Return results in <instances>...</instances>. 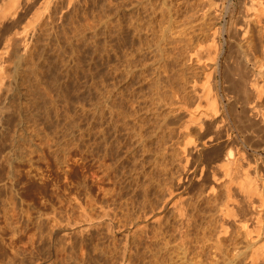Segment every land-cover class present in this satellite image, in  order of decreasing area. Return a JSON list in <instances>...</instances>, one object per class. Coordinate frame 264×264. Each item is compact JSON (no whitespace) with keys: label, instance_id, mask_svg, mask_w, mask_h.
Returning a JSON list of instances; mask_svg holds the SVG:
<instances>
[{"label":"rangeland","instance_id":"obj_1","mask_svg":"<svg viewBox=\"0 0 264 264\" xmlns=\"http://www.w3.org/2000/svg\"><path fill=\"white\" fill-rule=\"evenodd\" d=\"M53 1L62 4L53 23L43 19L29 35L26 56L36 65V77L27 81L18 60L3 68L10 78L0 102V264H213L218 258L230 264L235 251L246 253V241L231 220L233 242L225 237L221 254L210 247L218 224L215 209L225 201L221 187L215 201L206 194L205 176L211 169L221 175L216 160L232 149L223 141L228 133L243 156L237 175L249 172L264 184L263 120L254 118L258 126L251 129L233 106L219 124L223 130L205 125L201 132L192 124L186 132L182 127L190 111L207 112L205 102L199 109L197 101L208 85L217 88L224 105L237 92L238 56L227 29L241 18H253L245 8L250 0H152L154 8L147 5L139 17L135 10L130 13L129 0ZM22 17L20 29L32 23L31 12ZM250 21L254 31L249 35L256 37L259 27ZM215 25L217 46L211 42ZM254 57L249 69L263 71L258 77L263 96L256 105L264 111L260 46ZM200 134L216 135L214 152L215 146L201 153L188 146L184 155V143L199 144ZM181 175L189 176L185 188ZM169 188L184 198L188 210L200 208L198 215L193 210L192 220L201 228L193 225L183 244L171 226V211L165 231L149 216V207ZM88 219L96 222L88 225ZM135 219L146 221V229L131 223ZM252 219L249 228L256 225ZM262 220L264 225V214ZM198 238L210 244L209 252Z\"/></svg>","mask_w":264,"mask_h":264},{"label":"bare ground","instance_id":"obj_2","mask_svg":"<svg viewBox=\"0 0 264 264\" xmlns=\"http://www.w3.org/2000/svg\"><path fill=\"white\" fill-rule=\"evenodd\" d=\"M156 2H157V0H156ZM154 3L155 2H153L152 0H129V5L131 8V10L129 9V11L131 13L132 10H135L138 13V14L136 13L137 17H139V13L141 10L142 11L145 10L146 6L150 5V4H151L150 6H152L154 8V6L156 5V4L154 5ZM61 5H62L61 3L59 5L55 4L53 0H0V102L2 99L1 94H2V90L4 88V85L6 82H8V80L10 78L4 72L3 68L6 66L5 64H7V66H8V65H11L14 62H16V60H18L17 61L18 65H19V67L22 68V71H23L22 73H24L23 77L27 81L30 82V78L33 77L34 75L36 77V71H35L36 65L34 62H31L30 60H28L27 56H26V52L30 48V42H29L30 41L29 35H31L30 31L33 32L34 27H35V23L41 22V21H43V19H47L48 24H52L54 21L53 16L58 12V10L62 9ZM164 5L166 6L167 3H165ZM243 5H244V3H243ZM249 5H250L249 8H248V6H245V5L244 6H245V8L247 7L246 10H248V11L252 10L253 11V18H250V19L254 20V22L258 25V27H259L258 35H256V37L249 35L250 33H253L251 31H254L253 30L254 28L252 25L253 22H251L250 19H248V17L246 18L245 16H244L245 18H241L242 23L234 24V25L232 24L227 29L229 40H230V42L233 41V43H235L234 48H236V51H237L236 54L238 56V68L240 70V74H237V77H238L237 79L234 78V79H236V81H235L236 86L235 85L234 86H235V90L237 92L234 94H232L233 93L232 92L231 98L228 96H225V97H228L230 99H226V100H228V103L226 105H224L225 103L223 104L222 100L218 97V93H217L218 90L215 86L212 87L213 85L210 86L211 85L210 84L204 90L202 89L203 92L200 93L202 95L200 97L198 96V98L200 99L201 97H203V99L201 98V100H199L197 98L198 99L197 108L199 107V109H201V105L203 104L201 102L204 101L205 106H206L205 109L207 110V112H199L198 110L190 111L189 115L187 117L188 119L186 118L187 122L185 121L186 124L184 125V127H182V128H184V130L186 132L188 131L190 125H192V124H196L197 129L199 127V129L200 130L203 129V131H204V128H206L205 125H207V127H208V125H210L211 126V127H209L210 129H212V127L214 126L215 128H217L216 131L222 129L223 127L219 128L222 126L220 123L223 124V122L225 121L224 119H226L225 117L228 114L229 108H231L233 106L234 107L237 106L240 108L241 113H242V115H240V117L242 118L244 116V119L248 121L247 122L248 124H250V126L249 125L248 126L251 129L253 128L252 127L253 125L255 127L258 126V123L256 122V119H254V118L260 117L264 122V111L262 110V108L260 109V108H258V105H256V102H259L262 99L261 96H263V94H262L263 91L261 89L262 87L260 88V86L258 85V77H259L260 73H262L263 71L258 70L259 73H254L250 70L251 68L249 69L250 61L254 60V58H255L254 53L256 52L257 46H260L263 57H264V8H263L264 4H261L260 1L258 2L257 0H250ZM152 7H150V9ZM245 8L243 7L244 10H245ZM135 11L132 13H135ZM142 11L140 13L141 15H142ZM26 12L27 13L31 12L32 23L30 24V26L22 27L20 29L19 23L22 21V18H23L22 13L26 15L27 14ZM126 12H128V11L126 10ZM217 33H218V28L215 25L212 29L211 42L213 45L217 44V42H216V34ZM215 49H216V47H215ZM215 52H216V50H215ZM215 52H214V54H215ZM225 64H226V61H225ZM225 67H227V66L225 65ZM260 69H262V68H260ZM208 78H210V76ZM207 81H209V80L207 79ZM211 83H212V80H211ZM206 85H207V83H206ZM229 92H227V93H229ZM225 97H223V98H225ZM188 104H186V105H188ZM188 108H189V106H188ZM178 109H180V108H178ZM235 109H236V107H235ZM185 112H186V110H185ZM231 114H233V113H231ZM243 122L244 121L242 119V123ZM247 123L246 124L244 123L245 128L247 126ZM183 124H184V122H183ZM203 126H205V127H203ZM248 126H247V130H248ZM245 128H244V130H245L244 132H246ZM255 129H258V128H255ZM181 131H183V129ZM252 131L255 132L254 130H252ZM186 132H185V134H186ZM201 132H202V130H201ZM227 132H228V130H227ZM250 132H251V130H250ZM253 132H251V133H253ZM214 133H215V131H214ZM247 133H249V132H247ZM219 134H222V133H219ZM188 135H190V134L188 133ZM200 135L202 136L201 137V139H202L204 136H203V134H200ZM211 135H209V136H211ZM215 136H213L212 138L210 137V138L206 139L208 137V135H207L206 138L204 137L205 140H203L204 139L203 138L202 141L199 138L200 140H198V141L199 142L201 141L199 144H193L192 141H190L188 139L189 141L185 142L183 147H182V153L184 155L186 154V150H187L188 146L193 147L192 151L195 150L196 152H200V150H203V151L205 150V152H206V150L209 149L208 150V152H209L210 148L212 146H215V145H213V144H215V141L217 140V139H213ZM217 136H218V133H217ZM246 136H247V134H246ZM225 137L223 136V138H225V140L223 139V141L227 145H229L231 143V147H230V145H229V147L232 148L233 150L232 149L228 150L229 148L227 146H225V148L227 147V151L225 152V154H223V156L219 155V156H221V158H217L218 160H216L217 163L218 162L220 163L219 168L221 171L220 172L221 175L220 176L217 175L216 169H215V172H212V169H211V171L207 172V174H209V175L206 174L207 177L205 176V178H207L205 180L206 181L208 180V184H207L208 187H207V189L205 188L207 190L206 194L208 196L211 195L215 201L218 199L217 198L218 195L220 197V194H219L220 192L218 193V190H219L218 188L221 187L223 190V193H224L223 195H224V201H225V203L222 205V207H220L218 209L214 208L215 211L217 210L216 213L218 212V217H217L218 220L215 221V223L216 222L218 223V224L216 223L218 226L216 224H214L213 220H212V223L210 222L211 224L216 225V229H217V231H215L216 236L214 234L215 240L213 238L214 242L211 240L212 236H211V232L209 231L211 237L210 236H208V237L211 238L210 240L212 241V244L214 243L213 246L211 245L210 247L214 248L212 250L213 251L215 250V252L217 251L219 254H221L224 251L221 249L224 246V245H222V242L224 241V239L228 238V236H229L228 235L229 227H227V224H229L228 220H231L230 222L234 223L236 225L235 227L239 229L241 237L243 236L242 238L245 239L246 247H245V245H244V247L247 249V252L245 253V251H243L244 254H240L239 252L235 251L233 254V257H235V258L234 259L231 258V260L229 259V260H227V262L230 264H232V262H233V264H236V263L238 264L239 261L235 260V259L236 258L240 259L242 257L241 264H258L259 263L258 260H262L261 262H263L262 264H264V239H262V241L259 240L261 235L264 237V225H262V222H261V220L263 219V214H264V213L262 214V211H264V184L260 183L259 180H257L255 177H253L251 175V173H249V172H245L240 176L237 175V169H239V167L241 166V160H242L243 156H242V153L236 149L237 147L235 148L236 149L235 150L234 149L235 146H232V144H234V143H232L233 140H231L232 137L230 138L228 133H227V136L225 134ZM221 138H220V141H221ZM234 141H236V140L234 139ZM216 142H218V141H216ZM222 142H221V144H222ZM236 143L234 145H236ZM216 146L214 148L212 147L213 149H211V151L213 150V152H214V149L216 148ZM223 146H222V148H223ZM217 148H221V147H217ZM238 149H240V148H238ZM190 150H191V148H190ZM203 151H202V153H203ZM243 152H244V150H243ZM213 156H214V154H212V157ZM186 157L188 158V156H186ZM216 157H218V156H216ZM216 157H214V158H216ZM185 160H186L185 165L186 164L188 165L187 161L189 162V160H187V159H185ZM213 162H215V161H213ZM209 168H211V167H209ZM209 168H208V170H209ZM206 169H207V167H206ZM217 170H219V169H217ZM186 175L184 177L181 175L182 177L180 176L178 179V181H180V182L182 181L181 183L179 182V184L184 186V188L187 185L185 183L189 182L188 181L189 176L187 177ZM169 189L166 190L167 195H164L165 197H162V199L160 198L161 200L159 199L158 200L159 202L157 201L158 203L155 202V204H154L155 207H153V206H152L153 208L149 207L152 210H150V214H149V212H148V214L152 218L151 221H153V223L155 222V224H157V226H160L161 228L159 227V229L165 231V229H167V221H169V220H166V218L169 217V216H167L166 213L171 211L170 213L172 215L170 217H172L173 219H171V220L174 221V222H172L171 226L174 228V230L177 233L178 241L181 244H183L185 242V240H187L186 237H187L188 233L191 231L190 229L193 228V225L195 226L196 229L201 228L200 225H199V227H197L198 225L197 226L195 225V222H197V221L194 222L192 220L193 219L192 218L193 210L196 211V215H198L197 211H199L200 208L199 209H197V208H198V205H200V204L199 203H198V205L194 204V205H197L196 206L197 210H195L194 206H193L194 208L189 207L190 209L188 210V204H183V202H182V201H184V200H182L183 197H179L180 194L178 195L176 193L177 191L175 192V189H174V191L171 189L169 190ZM208 196H207V199L209 198ZM212 198H210V199H212ZM201 204H202V202H201ZM151 205H153V203ZM185 206H187V209ZM104 215H106V214L104 213ZM261 215H262V217H261ZM88 216H90V215H88ZM143 216H145V215H143ZM149 216H146V217L148 218ZM106 217H107V215H106ZM146 217H144V218L146 219ZM250 217L251 218L253 217V219H255L256 225H254L253 228H249L250 225L249 224L247 225V223H249L248 218H250ZM84 218L85 217H83V219ZM90 218H91V216H90ZM101 218H103V217H101ZM108 218H109V216H108ZM138 218L139 217H137L136 219H138ZM195 218H197V217L195 216ZM195 218H194V220H196ZM136 219L133 220V221H135V223L134 222H131V223L136 224V226L141 230H143L142 229L143 227H144V229H146L145 226H142L145 224L146 221L144 222V224L143 223L137 224ZM139 219L141 222L142 219L141 218H139ZM145 219H143V220H145ZM93 220L88 219V225ZM98 221L100 222L99 219H98ZM151 221H149V222H151ZM86 223H87V221H86ZM110 224H106V225L108 226ZM140 224H141V226H140ZM95 226H96V224H95ZM213 226H212V228H214ZM137 227H134V230H135V228L137 230ZM90 229H92V228L90 227ZM161 230H160V232L163 233L164 231H161ZM174 230H173V232H174ZM214 230H215V228H214ZM230 235H231V233H230ZM160 236L162 237V235H160ZM204 237L206 239V236H204ZM229 238H232V237H229ZM162 239H164V238H162ZM198 239H197V241H195L197 243V244L195 243V245H196V247L198 246V248H199L200 243L201 242L204 243V241H202L203 239H199V240H201V242H200V241H198ZM207 239L205 240V242L207 241ZM232 239H234V238H232ZM230 241L231 240L229 239V242ZM260 241L262 242V244L260 243ZM175 242L177 243V241H175ZM179 242H178V244H179ZM231 242H233V241H231ZM198 243H199V245H198ZM181 244H179V246ZM190 244H189V246H190ZM160 245H162V244H160ZM166 245H165V247H166ZM204 245L206 246V245H210V244L204 243ZM204 245L200 246L201 247L200 250L198 249L199 254L206 253V252H204L205 250L203 249V248H205ZM225 245H226V243H225ZM227 245H229V244H227ZM183 247H184V245H183ZM196 247H195V249H193V251L197 250ZM207 247L208 246H206V250L208 249ZM185 248H183V249L185 250ZM179 249H181V248H179ZM188 250H189V247H188ZM198 250H197V253H198ZM164 251H165V249H164ZM183 251H181V252H183ZM186 251H187V248H186L185 252ZM189 251H191V249ZM163 254H166V253H163ZM189 254H191V253H189ZM178 256H179V254H178ZM192 256L193 255H191V257ZM195 256L196 255H194L193 257H195ZM197 256L200 257L199 255H197ZM201 256H202V254H201ZM163 257L164 256L162 255L161 258H163ZM215 257H213V258H215ZM189 259H191L190 256H189ZM218 259L217 260L212 259V263L213 264H220V263L223 264L226 262V259H224V258H222L221 261H219ZM198 260H199V258H198ZM184 261H183V263H184ZM235 261H238V262L234 263ZM186 262H190V260L186 261ZM191 262H192V259H191ZM199 262H201V261H199ZM261 262L259 264H261ZM194 263L196 264V260H194ZM209 264H211V263H209Z\"/></svg>","mask_w":264,"mask_h":264}]
</instances>
